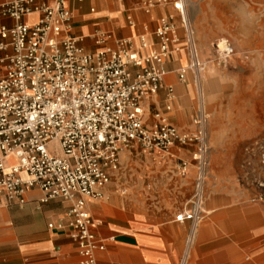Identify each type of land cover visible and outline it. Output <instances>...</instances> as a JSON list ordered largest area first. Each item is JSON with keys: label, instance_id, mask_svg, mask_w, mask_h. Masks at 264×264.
<instances>
[{"label": "crops", "instance_id": "crops-1", "mask_svg": "<svg viewBox=\"0 0 264 264\" xmlns=\"http://www.w3.org/2000/svg\"><path fill=\"white\" fill-rule=\"evenodd\" d=\"M141 1L66 0L71 32L89 51L103 47L95 43L96 34L109 32L112 38L104 44L131 37L133 49L146 54L157 46L153 31L158 18L175 15L180 49L165 60L158 93L143 101L144 117L151 124L160 112L179 129L191 131L199 108L206 112L209 164L203 216L188 243L191 221L175 216L190 207L195 191L196 147L176 145L162 159L134 144L120 152V166L110 172L103 196L85 199L91 230L104 243L94 251L93 264H264V202L250 201L259 193L256 180L263 175L257 158L246 151L247 145L264 137V21H256L249 4L256 1L264 16V0H225V16L232 25L228 36L236 53L226 67L209 65L199 83L190 72L182 80L177 75L188 57L176 11L166 4L145 12ZM200 56L205 58L202 51ZM168 86L173 88L171 100ZM178 158L191 162L184 176L175 170ZM23 197L22 203L0 199V264H82L79 246L69 235L70 201L42 202L37 187L26 189Z\"/></svg>", "mask_w": 264, "mask_h": 264}, {"label": "built area", "instance_id": "built-area-1", "mask_svg": "<svg viewBox=\"0 0 264 264\" xmlns=\"http://www.w3.org/2000/svg\"><path fill=\"white\" fill-rule=\"evenodd\" d=\"M166 4L176 11L183 30L188 61L177 70L181 80L190 72L199 83L209 65L230 64L235 49L227 38L212 41L209 56H200L182 0L141 1L145 12ZM28 15L35 18L27 21ZM5 18L13 23L2 22ZM71 18L66 0H0V199L22 203L26 189L37 187L42 202L70 201L69 235L79 246L81 263L93 264L94 251L104 243L91 230L85 199L103 196L110 172L120 166V152L135 144L166 159L172 147L194 145L195 191L190 207L175 216L191 221V243L203 216L207 114L200 107L192 119L194 129L187 131L160 112L148 124L143 106L162 87L165 60L180 49L175 15L158 18L153 31L157 46L146 54L133 49L131 37L104 44L112 38L109 32L96 34L94 41L102 48L86 50L71 32ZM138 38L145 46L144 37ZM166 96L173 97L171 86ZM246 150L257 158L263 175L256 180L259 193L250 201L264 202V137ZM190 164L176 159L177 174L186 175Z\"/></svg>", "mask_w": 264, "mask_h": 264}, {"label": "rangeland", "instance_id": "rangeland-1", "mask_svg": "<svg viewBox=\"0 0 264 264\" xmlns=\"http://www.w3.org/2000/svg\"><path fill=\"white\" fill-rule=\"evenodd\" d=\"M182 1L185 7L188 22L194 30L199 52L202 51L205 58L209 56L210 43L216 39L228 37L227 39L232 43L235 49V43L228 36V34L230 35L232 25L229 22V17L225 16V0ZM249 4L250 13L252 15L254 14L256 21H259V23L262 20L264 21V16H262L261 12L258 10V4L256 3V1H252V3ZM252 143H250L249 145H251ZM249 145H247V147Z\"/></svg>", "mask_w": 264, "mask_h": 264}]
</instances>
